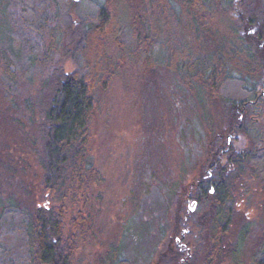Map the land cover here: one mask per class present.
Instances as JSON below:
<instances>
[{"label": "trees", "instance_id": "16d2710c", "mask_svg": "<svg viewBox=\"0 0 264 264\" xmlns=\"http://www.w3.org/2000/svg\"><path fill=\"white\" fill-rule=\"evenodd\" d=\"M88 2L91 9L82 12L66 1L0 0V107L18 111L15 108L18 85L40 73L41 91L35 104L25 101L23 112L36 125L41 181L49 191L45 203L35 208L14 199L0 206V264H77L79 235L84 230L78 224L82 213L77 210L75 221L70 222L68 215L87 195L90 186L101 180V173L89 164L88 141L96 108L95 81L104 79L110 70L108 56L87 49L95 48L97 40L108 38L127 51L131 59L170 70L208 115L214 101L229 105L231 134L237 127L256 140L251 142L252 146L237 148L228 139H211L214 142L199 170L203 181L184 197L197 199V207L201 209L198 224L209 241L205 264H213L225 253L234 256L236 249L229 248L228 233L236 194L242 186L248 190L246 180L264 178V126L249 127L233 113L239 106L247 108L254 101V91L243 83L249 94L243 102L228 97L226 86L236 79L231 67L242 54L255 68L264 64V52L258 58L240 36V29L255 25L256 36L264 41V0ZM235 5L243 10L240 23L229 18ZM182 15L196 38L211 35L207 53L195 52L191 44L179 38ZM215 21L220 28L213 27ZM53 24L60 26L58 42L64 50L63 57L79 54L86 60V72L84 69L67 72L60 65L44 60L39 61L40 66L36 65L44 36ZM200 47L208 48L205 43ZM205 124L207 128L211 125ZM206 133L211 134V130ZM182 196L174 214L176 221L185 224L187 219L177 216L186 208ZM120 248L110 244L99 264H125L118 260ZM260 251L254 264H264V240Z\"/></svg>", "mask_w": 264, "mask_h": 264}, {"label": "rangeland", "instance_id": "374dc122", "mask_svg": "<svg viewBox=\"0 0 264 264\" xmlns=\"http://www.w3.org/2000/svg\"><path fill=\"white\" fill-rule=\"evenodd\" d=\"M59 1L69 2L82 12L92 7L90 0ZM91 1L103 3L104 0ZM50 10L53 11L52 7ZM242 14L240 5H235L229 18L240 23ZM181 17L179 38L191 44L195 52L207 53L211 35L196 38L184 15ZM76 18L74 13L77 22ZM214 23V28H220V24ZM59 29V25L53 24L44 36L36 65L40 66L39 61L44 60L47 64L60 65L67 72L78 69L86 72V60L78 53L76 57H63ZM240 30L242 41L259 58L264 52V41L256 36L255 25ZM201 43L208 48L202 50ZM87 50L108 56L110 70L104 79L95 81L96 108L88 141L89 164L98 169L101 180L90 186L87 195L68 215L70 222L77 217V210L82 213L78 224L84 230L79 235L77 264H99L110 244L121 247L118 260L125 264H181L184 252L178 250L173 240L181 237V230L187 231L184 240L191 248L190 257L182 264H205L209 241L204 228L198 224L201 209L194 208L185 224L179 223L174 214L178 200L183 193L185 200V194L193 191L196 179L201 178L199 170L214 142L211 139H228L237 148L252 146L251 142L256 140L237 127L232 135L228 127L229 105L214 101L208 115L166 67L131 59L111 38L97 40L95 48ZM231 72L236 79L227 83L228 97L245 102L244 97L249 94L243 83L255 94L247 108L239 106L233 113L243 118V124L261 128L264 126V64L255 68L242 54ZM41 78L37 73L18 85L15 92L18 111L0 107V206L14 199L35 208L49 196L41 181L36 125L23 112L25 101L35 104L42 88ZM206 122L211 123L209 128ZM207 130L211 134L207 135ZM244 185L248 190L243 186L238 188L228 233L229 248L236 249L235 255L225 253L213 264H254L261 252L264 178L248 179ZM188 205L185 200V211L178 213V219L189 215L186 211L193 205Z\"/></svg>", "mask_w": 264, "mask_h": 264}, {"label": "flooded vegetation", "instance_id": "af4514ba", "mask_svg": "<svg viewBox=\"0 0 264 264\" xmlns=\"http://www.w3.org/2000/svg\"><path fill=\"white\" fill-rule=\"evenodd\" d=\"M203 178V177H202ZM202 178H197L196 179V181H195V186H192V188H194V187H196V186H198V184H199V182H201V181H203V179ZM211 187V189H210V191L212 192V185L210 186ZM191 188V189H192ZM186 200V202H187V205L188 204H191V205H193V208H189L188 207V214L189 215H192L194 212H195V210H193L194 208L196 209L197 208V203H198V201H197V199H190V198H187V199H185ZM185 219H187L186 217H185ZM184 232H187V231H183V230H181V237H179V236H176L173 240H175V243H176V245H177V248H178V250H180L181 252H184V256H182V258H181V264H182V262H184V261H186L187 259H188V257H190V251H191V248L188 246V244L185 242V240H184Z\"/></svg>", "mask_w": 264, "mask_h": 264}]
</instances>
